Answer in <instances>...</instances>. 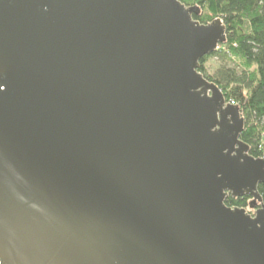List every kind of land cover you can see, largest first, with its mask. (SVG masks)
<instances>
[{"label":"water","instance_id":"obj_1","mask_svg":"<svg viewBox=\"0 0 264 264\" xmlns=\"http://www.w3.org/2000/svg\"><path fill=\"white\" fill-rule=\"evenodd\" d=\"M195 10L0 0V264H264V155Z\"/></svg>","mask_w":264,"mask_h":264},{"label":"trees","instance_id":"obj_2","mask_svg":"<svg viewBox=\"0 0 264 264\" xmlns=\"http://www.w3.org/2000/svg\"><path fill=\"white\" fill-rule=\"evenodd\" d=\"M195 8L192 16L200 23L221 18L225 39L217 50L199 60L198 71L214 82L227 102H234L244 119L240 139L255 158L264 155V0H180ZM215 57L218 66L209 74L205 68L208 58ZM258 192L264 204V183ZM248 195L225 199L227 206L250 208Z\"/></svg>","mask_w":264,"mask_h":264},{"label":"rangeland","instance_id":"obj_3","mask_svg":"<svg viewBox=\"0 0 264 264\" xmlns=\"http://www.w3.org/2000/svg\"><path fill=\"white\" fill-rule=\"evenodd\" d=\"M205 68H206V71L211 74L215 69L216 67L218 66V60L215 58V57H210L206 60L205 62ZM247 211L249 212H253L254 209H250L248 208Z\"/></svg>","mask_w":264,"mask_h":264},{"label":"built area","instance_id":"obj_4","mask_svg":"<svg viewBox=\"0 0 264 264\" xmlns=\"http://www.w3.org/2000/svg\"><path fill=\"white\" fill-rule=\"evenodd\" d=\"M231 104H234V102H231Z\"/></svg>","mask_w":264,"mask_h":264}]
</instances>
